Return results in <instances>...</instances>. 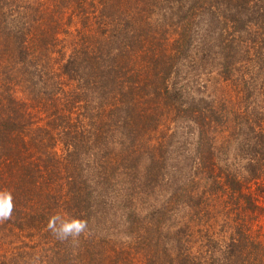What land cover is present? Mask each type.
<instances>
[{
	"label": "trees",
	"instance_id": "trees-1",
	"mask_svg": "<svg viewBox=\"0 0 264 264\" xmlns=\"http://www.w3.org/2000/svg\"><path fill=\"white\" fill-rule=\"evenodd\" d=\"M153 16L161 20L163 43L169 28L168 53L153 46ZM260 19L264 0H0V192L12 195L11 218L42 228L61 203L66 215L73 209V218L99 226L100 210L116 203L119 180L146 195L173 182L140 244L155 264H264ZM254 26L258 40L238 47ZM72 27L78 43L68 55L60 36ZM199 47L211 48L217 89H233V99L190 101L172 83L180 57L194 61ZM234 53L245 59L236 62ZM64 79L69 82L59 90ZM153 108L183 114L196 139L173 156L177 165L153 163L141 173L130 158L150 130ZM82 109L83 120L71 128L73 111ZM37 112L48 115L43 127ZM58 129L70 139L66 150L75 164L87 165L85 180L76 179L75 165L71 172L66 165L62 176L65 160L59 161L50 133ZM47 157L52 166H41ZM54 185L61 189L57 199L50 193ZM180 206L193 210L181 224ZM70 238L61 240L57 264L104 259L98 246L74 252Z\"/></svg>",
	"mask_w": 264,
	"mask_h": 264
},
{
	"label": "rangeland",
	"instance_id": "rangeland-1",
	"mask_svg": "<svg viewBox=\"0 0 264 264\" xmlns=\"http://www.w3.org/2000/svg\"><path fill=\"white\" fill-rule=\"evenodd\" d=\"M151 21V24L155 25V27L152 28V30H154V39L152 41L154 48L158 50L160 47L162 52L168 53L170 48L169 39L172 38L169 37V28L164 35L166 36L168 33V38L165 37L163 43V36L159 27V22L161 20L158 21V18L153 16L151 17ZM260 22L264 23V19H260ZM170 23L169 21L167 25ZM200 27H202V25ZM74 28L75 27H72L65 37L60 36L63 39V44H65L64 51L67 54L72 51L73 43H78L76 37L78 34L73 32ZM257 31L258 30L254 26V33H252L251 37L246 34L241 37L239 36L240 42L237 46L242 47L244 42H246L249 47V40H254V38L256 41L258 40L257 34L260 32ZM72 32L73 34L71 35ZM60 46L62 45L60 44ZM196 55L197 57H193L194 61H187L182 59L183 57H180L179 62L183 63V65H179L176 71L177 76H175L172 83L178 86V88L186 90L187 97L190 101V98L197 101V99L210 98V96L217 98L222 96L233 99V89L229 87L217 89V73L214 70L211 48H204L202 50L199 47ZM234 56L236 62L237 60L240 62L245 59V57L242 58V55L236 56L235 53ZM251 56L255 57V52L252 53ZM68 82L69 81L64 79L57 82L56 86L59 87L60 85L59 90H65L64 83ZM22 98L25 99L23 96ZM82 108H85V106H82ZM84 111L85 109L73 111V113L77 114L76 116L73 115V121L69 124L71 128L76 125L78 121L83 120L82 115L85 114ZM37 113L41 116L39 125L43 127L46 123L44 118L48 117V115ZM162 114L163 113L159 110L156 111L155 108L151 110L152 121L150 122V130L138 139V143L135 144V149H137V151L130 158L131 162L137 163L141 173L153 163H167L168 166L177 165L178 160L176 158H178L180 152L184 150L183 148L186 147L187 142L191 143L196 139V134H194L195 137L188 135L192 129L185 127L187 123L183 121V114L177 111H171L169 114L165 115ZM50 133L53 134L55 138H53V140L51 139V141L53 144L56 143L57 147L55 146V152L59 161L65 160L62 163V176H67L65 172L66 165L69 167L70 172L71 166L75 165L73 173L76 179L85 180L82 176H84L87 171V165L78 164L77 166V164H75V155L67 152L66 145L70 139L68 136L64 135L66 131L62 132L58 129L55 131L50 130ZM55 135L57 136L55 137ZM118 139L121 142L124 140L122 137ZM131 148V142L127 143L126 149ZM118 151L120 152V147L116 145L115 152ZM173 156L176 158H173ZM48 162L49 160L47 157L43 159L41 166L48 164L52 166V164ZM55 174L52 175V178L57 176V173ZM119 181L123 183L120 184L116 192V203L112 205V208L105 209L104 211L100 210L99 214L102 217L99 226L91 219L89 220L87 224L88 228L84 232V236L80 238L82 242L77 238L71 237L70 239L72 241H69L70 248L75 252L78 247L84 249V244L85 248L89 249L92 246L93 248L98 246L105 254L104 259H102L103 254L97 256L99 264H109L111 262H115V264H155V262L152 261L150 253L146 252L144 254L145 247L142 248L140 244L148 240V236L144 234L145 228L148 226L147 223L152 220H157L155 219L157 215L154 214L153 209L156 210L159 208V203L165 199V196L168 197L165 192H172L171 188L174 187V184L173 182L168 184L164 187L163 191L152 187L150 188V194L146 195L145 192L141 194L138 187L122 180ZM73 187L74 185H69L67 191ZM50 193L57 199L61 193V189L54 185ZM60 204L61 203L57 204L58 207H56L55 215L59 214L64 219H72L74 216L73 209L69 210L68 216V214L66 215L65 207H60ZM48 208H50L49 205ZM51 208H53L52 204ZM178 211L179 224L186 221L193 212V210L186 206H180ZM108 212H110L109 216L103 215ZM26 225L29 226L28 223L19 222L17 217L11 218L10 224H7V222L0 224V264H23L24 262V264H57V257L59 256L56 254L64 247L62 244L63 242L51 233L47 228V223L44 225L45 227L42 228H38L36 225V229L27 227ZM163 231L165 232V227H163ZM125 253H128V258L124 256Z\"/></svg>",
	"mask_w": 264,
	"mask_h": 264
},
{
	"label": "clouds",
	"instance_id": "clouds-1",
	"mask_svg": "<svg viewBox=\"0 0 264 264\" xmlns=\"http://www.w3.org/2000/svg\"><path fill=\"white\" fill-rule=\"evenodd\" d=\"M13 202L11 193L0 192V222L11 219L13 211ZM47 228L59 240H66L69 237L78 238L87 228V222L82 219H64L56 214L49 218Z\"/></svg>",
	"mask_w": 264,
	"mask_h": 264
}]
</instances>
